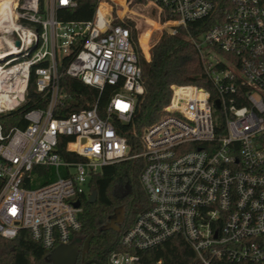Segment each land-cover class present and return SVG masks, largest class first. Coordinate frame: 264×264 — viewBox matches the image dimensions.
Here are the masks:
<instances>
[{
	"label": "built area",
	"instance_id": "2783aa9c",
	"mask_svg": "<svg viewBox=\"0 0 264 264\" xmlns=\"http://www.w3.org/2000/svg\"><path fill=\"white\" fill-rule=\"evenodd\" d=\"M136 5H153L170 34L213 17L201 35L189 37L210 86L172 84L163 115L141 129L137 149L116 124L131 122L144 92L128 16L118 9L123 4L98 0L92 19L69 21L58 10L75 7V0H9L3 8L0 114L26 102L32 75L48 102L25 114L24 128L7 132L0 123V236L13 239L26 229L48 250L74 242L92 176L142 158L149 206L120 234L109 264H138L137 251L173 235L191 245L201 264H264V0ZM63 75L113 87L102 114L95 103L55 116L68 98ZM63 136L78 160L59 153ZM38 165L54 167L57 177L29 187Z\"/></svg>",
	"mask_w": 264,
	"mask_h": 264
},
{
	"label": "trees",
	"instance_id": "16d2710c",
	"mask_svg": "<svg viewBox=\"0 0 264 264\" xmlns=\"http://www.w3.org/2000/svg\"><path fill=\"white\" fill-rule=\"evenodd\" d=\"M76 6L61 8L59 17L64 21L90 20L93 18L98 0H75ZM126 6L129 0H117ZM8 2V1H7ZM144 0H133L132 3H142ZM1 6V5H0ZM129 15H143L148 20H154L153 25L138 20L139 40L143 50L148 53L147 59L141 50L133 21L127 20L132 38L135 41L138 60L142 68L144 92L137 95L136 107L132 120L128 124H117L120 133L127 137L132 148L137 149L139 133L148 124L157 121L164 113V107L170 101L172 84H193L209 87V79L204 70L198 49L190 40V36L201 35L213 22V17L192 21L187 27H179L177 34L163 32L157 21V9L153 5H136L133 9L122 11ZM165 16L162 17L164 21ZM68 98L59 104L55 116L66 117L71 112L92 107L98 103L102 114L103 108L110 101L115 89L105 86L103 90L88 85L77 78L63 75L60 81ZM48 102V96L37 90L32 75L28 85L26 102L19 108L0 114V123L5 131L13 127L24 128L28 125L25 114L35 108H42ZM69 137L60 139L58 151L65 160H78L76 154L66 150ZM145 161L125 160L103 166L102 170L93 175L90 187L97 190L95 202L82 198L80 218L82 229L76 238L82 246L85 239L92 235L89 249L82 257L79 255L77 264L88 260H96L99 264H109V252L118 240L120 234L128 229L136 216L149 206L148 196L141 181V173ZM37 178L43 179L40 185L56 179V170L50 166H36ZM39 185V186H40ZM33 187V185H29ZM123 207V221L120 229H103L110 222V216L117 207ZM52 250L45 249L41 243L32 239L26 229H21L13 239L0 236V264H53L47 259ZM138 264H201L191 245L181 236L173 235L161 244L139 250ZM96 264V263H90Z\"/></svg>",
	"mask_w": 264,
	"mask_h": 264
},
{
	"label": "water",
	"instance_id": "95a60500",
	"mask_svg": "<svg viewBox=\"0 0 264 264\" xmlns=\"http://www.w3.org/2000/svg\"><path fill=\"white\" fill-rule=\"evenodd\" d=\"M17 44H19L17 42ZM98 196L97 190H93L89 201L95 202ZM76 206H80V202H76ZM123 207L119 206L115 209L114 213L110 216V222L103 227V229H120V223L123 221ZM92 235H89L84 242L83 247L81 248L76 242H72L70 244H64L53 249L48 255L47 259L51 261L53 264H77L78 258L81 252L85 255V253L89 249L90 241L92 239ZM99 264L96 260H88L84 262V264L90 263Z\"/></svg>",
	"mask_w": 264,
	"mask_h": 264
},
{
	"label": "rangeland",
	"instance_id": "374dc122",
	"mask_svg": "<svg viewBox=\"0 0 264 264\" xmlns=\"http://www.w3.org/2000/svg\"><path fill=\"white\" fill-rule=\"evenodd\" d=\"M132 1L133 0H131V2L129 3H127V5L126 6H118V9H120V10H122V11H124V10H128V11H130L131 9H133L134 7H135V5L137 4V3H132ZM111 3V2H110ZM128 16V17H127ZM127 18H124V23L125 22H127V20L129 19V20H131V21H133V26L135 27V29H136V35H137V40H138V43H139V46H140V48H141V50L143 51V53H144V55L146 56V58L147 59H150V50H151V48H152V46L153 45H151L150 47H149V50H148V53H146L144 50H143V48H142V45H141V43H140V40H139V31H138V20H142V21H145V22H147V24L149 25L150 23H151V25H153V21L154 20H148L147 21V17H145V16H143V15H135V16H131V15H129L128 14V12H127ZM157 23H158V26H160V31L161 32H167V30L166 29H169L168 28V26L167 25H164V22H159V19H158V17H157ZM136 26H137V28H136ZM60 56H62V54L60 53L59 54ZM34 177V179H33V187H37V186H39L40 185V183L43 181V179H39V178H37V175H34L33 176ZM122 216H123V212H122ZM78 238V237H77Z\"/></svg>",
	"mask_w": 264,
	"mask_h": 264
},
{
	"label": "bare ground",
	"instance_id": "6f19581e",
	"mask_svg": "<svg viewBox=\"0 0 264 264\" xmlns=\"http://www.w3.org/2000/svg\"><path fill=\"white\" fill-rule=\"evenodd\" d=\"M7 1H9V0H0V14L2 13V11H3V8L7 5Z\"/></svg>",
	"mask_w": 264,
	"mask_h": 264
},
{
	"label": "flooded vegetation",
	"instance_id": "af4514ba",
	"mask_svg": "<svg viewBox=\"0 0 264 264\" xmlns=\"http://www.w3.org/2000/svg\"><path fill=\"white\" fill-rule=\"evenodd\" d=\"M121 223H122V222H121ZM85 241H86V239H85ZM85 241H84V242H85ZM74 242H76V243H77V241H76V240H75ZM77 244H78V243H77ZM78 245H79V244H78ZM83 245H84V243H83ZM83 245H82V246H80V245H79V246L82 248V247H83ZM80 254H82V257L84 256L83 252H81Z\"/></svg>",
	"mask_w": 264,
	"mask_h": 264
}]
</instances>
